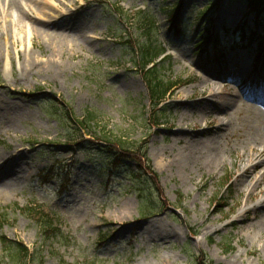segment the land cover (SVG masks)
<instances>
[{
  "label": "rangeland",
  "instance_id": "rangeland-1",
  "mask_svg": "<svg viewBox=\"0 0 264 264\" xmlns=\"http://www.w3.org/2000/svg\"><path fill=\"white\" fill-rule=\"evenodd\" d=\"M22 1L30 12L29 4L40 7L35 1ZM158 1L163 0H57L54 7L43 4V23L56 18L67 27L61 71L57 75L36 73L28 81H20L16 50L23 52L21 45L10 46L13 68H6V57L0 65V161H5V167L0 168V214L8 213L0 235L42 254L30 264H161L163 260L200 264L202 258L204 264L205 258L214 264H264V238L252 242L229 227L211 234L209 240L199 229L202 215L211 214L217 205L211 201H218L219 196L231 201L237 194L233 179L230 181L235 160L231 151L240 155L251 152V144L264 145V117L246 110L252 93L264 95V60L255 63L253 59L255 52L264 49V22L263 27L253 28L254 17L246 16V2L223 0L215 16L217 30L229 32L222 44L211 45L202 54L194 46L201 31L195 29L194 21L189 23V17L194 20L209 0H184L183 36L168 30V9L157 8ZM171 4L164 0L161 7ZM148 9L157 13L159 21L154 41L172 56L165 75L183 82L156 109L145 77L134 68L137 50L150 43L148 26L140 16V11ZM210 15L211 11L207 17ZM26 22L28 29L35 27L31 20ZM248 24L258 34L252 43L237 40L242 25L248 28ZM37 42L30 49L42 59L41 52L49 51L48 44L44 39ZM221 52L225 53L223 60L215 59ZM204 80L209 83L202 87ZM65 105L77 118L94 113L95 130L100 134L147 141L148 155L160 176L159 190L144 185L139 200L124 174L117 178L107 175L96 141L87 137L93 149L86 151L75 141H67L57 119L49 115L50 110H62L58 115L65 118ZM162 111L168 114L158 122L155 113ZM222 122L229 135L239 133L242 137L232 142L225 136L215 138L218 152L226 159L225 167L209 168L205 158L197 167L190 166L202 184L209 186L206 200L199 195L198 185L183 180L182 171L161 168V151L167 150V162L182 160L190 145L177 138L185 139L193 132L188 127L197 124L217 130ZM199 166L204 168L203 175ZM48 168L52 173L45 177L43 170ZM135 169L133 162H125L124 171ZM215 186L220 194L212 196ZM35 206L52 215L60 232L46 237L39 232L28 213ZM223 211L229 212V206ZM223 211L214 216L221 218ZM175 231L182 235L172 236ZM0 264H13L4 257L1 243Z\"/></svg>",
  "mask_w": 264,
  "mask_h": 264
},
{
  "label": "bare ground",
  "instance_id": "bare-ground-1",
  "mask_svg": "<svg viewBox=\"0 0 264 264\" xmlns=\"http://www.w3.org/2000/svg\"><path fill=\"white\" fill-rule=\"evenodd\" d=\"M33 1L40 7L35 8L29 4L30 12L22 0H0V65L6 57V68L8 69V66L12 67L10 46H24L23 52L16 50L20 60V76L18 77L20 81H28L29 77L36 73H54V75H57L64 66L63 61L60 59L65 56L67 48L68 33L63 20L55 18L46 23L41 20V14L44 13L42 5L54 7L57 5V0H28L27 2L32 3ZM27 20H31L35 26L31 30L27 28ZM38 39L46 40L49 48V51L41 52L42 59L34 50L30 49L36 47ZM38 47L40 49V46ZM208 83V80H204L202 87L208 86ZM212 83L215 84L216 82L213 81ZM250 96L253 99L247 101V112L264 117V95L252 93ZM219 106L220 109L224 108L222 105ZM205 119L209 120L210 117L206 116ZM188 129H192L193 132L186 134L185 139L177 138L180 143L187 141L190 145L184 158L167 162V150L163 149L161 152L164 159H162L160 165L164 169L182 171L183 180L189 179L196 186L198 185L200 187L199 195L207 200L209 186L205 182L202 184V180L192 173L190 166H196L201 158H205L209 168L216 170L225 167L226 159L218 152L219 143L214 141L215 138L225 136L228 142H232L241 140L242 135L239 133L229 135L223 122L217 130L202 128L197 124L193 128L188 127ZM250 150L251 152H243L240 155L233 150L231 151V155L237 160H234V169L231 171L230 176L231 180L233 179L232 185L237 194L232 197L231 201H227L223 197L217 202L211 214L202 215L199 229H202L205 235L209 236V240H212L211 234L219 233L229 227L238 229L241 234H245L252 242L264 238V145L251 144ZM173 154L176 153L173 152ZM1 167H5V161H0ZM203 169L199 166L202 175L205 172ZM218 192L220 194L219 186L213 187L212 196ZM209 200H212V198H209ZM210 203L215 204L214 201ZM226 205L229 206V212L223 211V207ZM218 211L224 212L219 219L214 216ZM181 235L180 231H175L172 236L179 237ZM238 238L240 242H243L241 236H238ZM161 264L169 263L167 260H163Z\"/></svg>",
  "mask_w": 264,
  "mask_h": 264
},
{
  "label": "trees",
  "instance_id": "trees-1",
  "mask_svg": "<svg viewBox=\"0 0 264 264\" xmlns=\"http://www.w3.org/2000/svg\"><path fill=\"white\" fill-rule=\"evenodd\" d=\"M248 3V10L250 14H253L255 19L258 21L257 24L264 19V0H244ZM219 4L221 0H211V4ZM212 6V5H211ZM183 6H175L169 12L168 19L170 25L175 27L179 21ZM143 22L148 26V33L150 38V44L148 47L145 45L141 47L139 54V66L140 71L147 78V84L149 93L153 105L156 107L160 105L176 88L179 81H173L163 74L165 66L154 62L155 58L163 52L162 48H155L154 42V30L156 24V14L147 13L141 15ZM180 32L179 30H177ZM245 36L244 32H242ZM255 32L253 31L249 37L251 40L255 38ZM149 47L155 52L149 51ZM170 59V58H169ZM153 63L152 68L148 66ZM57 116L56 114H53ZM66 121L62 123V127L66 130L69 140L76 139V145L87 148L90 142L85 138L88 135L90 138H95L98 149L102 151L106 158L107 166L110 170L116 173H122L131 181L139 191L144 192L143 186L148 188V185L152 186L153 189L159 190L160 176L154 170L152 162L148 157L147 143L146 142H130L128 138L122 136L109 137L108 135L100 134L95 130L96 117L94 113H89L83 120L76 119L72 114L66 113ZM63 120V119H62ZM68 125V126H67ZM89 141V142H88ZM98 141V142H97ZM125 162H133L136 166L135 170L124 171ZM155 186V187H154ZM143 195V194H142ZM29 216L33 219L36 225L39 227V232L46 237L49 234L60 232L54 225L55 220L48 214H43L41 211L29 209ZM8 214L5 212L0 215V230L3 228L5 220H7ZM0 243L3 248L4 257L8 258L12 263L15 264H28L29 262L36 261L41 256L40 252L31 253L30 249L21 241L12 240L6 235L1 234ZM204 258L200 259V264H204ZM205 264H214L212 261L209 262L205 258Z\"/></svg>",
  "mask_w": 264,
  "mask_h": 264
}]
</instances>
